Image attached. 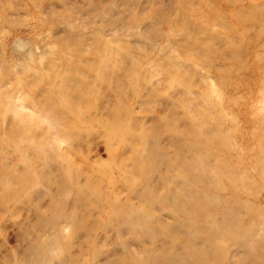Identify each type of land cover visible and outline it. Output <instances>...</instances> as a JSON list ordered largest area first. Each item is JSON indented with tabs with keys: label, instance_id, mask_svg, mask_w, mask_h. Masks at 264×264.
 <instances>
[{
	"label": "rangeland",
	"instance_id": "374dc122",
	"mask_svg": "<svg viewBox=\"0 0 264 264\" xmlns=\"http://www.w3.org/2000/svg\"><path fill=\"white\" fill-rule=\"evenodd\" d=\"M0 264H264V0H0Z\"/></svg>",
	"mask_w": 264,
	"mask_h": 264
}]
</instances>
